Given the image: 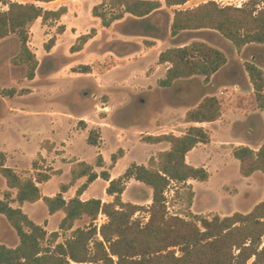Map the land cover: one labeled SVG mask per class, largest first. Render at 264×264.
<instances>
[{
    "label": "trees",
    "instance_id": "1",
    "mask_svg": "<svg viewBox=\"0 0 264 264\" xmlns=\"http://www.w3.org/2000/svg\"><path fill=\"white\" fill-rule=\"evenodd\" d=\"M52 1L55 0H27L25 3L0 0V5L6 6L5 10H0V40L16 36L19 49L11 63L24 66L25 78L30 81L35 78L39 62L28 46L29 26L37 19L43 24L58 22L67 13L66 6L50 10L39 4ZM162 1L171 8L190 0ZM259 2L249 0L237 7L222 6L210 0L193 8L175 9L170 33L176 36L184 31L214 30L230 41L237 52L249 44L264 45V7H259ZM161 6L159 0H99L92 7L91 15L99 19L101 27L110 28L125 14L145 18ZM64 30V25L58 26L56 35H61ZM95 33V29H91L88 34L79 36L70 51H80ZM55 41L56 36L51 37L44 48L50 51ZM158 62L170 65L165 77L158 82L160 87L167 88L178 79L193 76L203 77L204 84H208L210 78L226 65L227 58L221 50L205 42L193 41L162 51ZM243 68L252 86L256 106L264 113V70L253 62H245ZM91 70V66L82 65L74 71L90 73ZM16 93L14 88L2 90L6 97H13ZM221 112L219 99L215 95H205L186 111L184 122L212 123L220 118ZM99 138V133L91 130L88 143L95 146ZM141 141L147 144L165 142L169 148L151 156L146 165L130 164L115 179H111L107 171L97 173L87 162H75L70 169L69 183L60 185V191L51 197L42 195L39 185L47 182L51 175L58 174L59 170L45 174L33 161V172L23 177L5 165L6 156L0 152V175L7 187L0 192V216L18 238L14 247L0 243V264H233L236 258L247 260L251 256L255 257L253 264H256L264 258V198L248 212L209 218L191 211L194 192L189 189L187 214L182 217L167 211L166 192L172 184L209 180L210 174L204 167L186 162V155L192 149L210 141L203 126H190L179 136L173 133L147 134L141 137ZM53 147L51 144L46 149L51 151ZM123 155L122 149L112 154L111 165ZM232 155L239 163L242 177L255 172L264 174V143L257 149L248 145L234 147ZM96 166L102 167L100 156ZM81 178H85V182L72 198L65 200L63 193ZM98 178L108 182L105 193L113 198L112 201L81 200L80 196ZM131 179L151 189L148 208L122 200ZM38 201H42L50 215L59 211L63 213L56 231L48 233L21 209L24 203ZM142 213L147 216H136ZM100 214L105 216L106 222L98 227L95 221ZM83 219L86 224L74 228L76 221ZM68 231L70 236L59 242L60 232Z\"/></svg>",
    "mask_w": 264,
    "mask_h": 264
},
{
    "label": "rangeland",
    "instance_id": "2",
    "mask_svg": "<svg viewBox=\"0 0 264 264\" xmlns=\"http://www.w3.org/2000/svg\"><path fill=\"white\" fill-rule=\"evenodd\" d=\"M12 1L27 2L26 0ZM207 1L210 0H190L186 3L185 9L193 8ZM212 1L222 6L240 7L249 0ZM259 1V7H264V0ZM95 3H99V0H75L71 3L70 12L63 19V23L48 21L43 24L39 19L35 24L33 22L29 26L28 46L39 62L35 78L31 81L25 78L24 66H15L11 63L19 49V41L16 36L11 35L0 40V152L7 153L8 167L16 165L19 171L22 170L23 177L33 172V161L37 162L39 171L45 174H50L54 167L60 168L59 173L64 171V174L56 175L43 184L42 192L49 197L59 191L62 183H69L70 168L75 162L84 161L93 165L94 168L96 167L98 172L103 170L108 172L114 166L111 165V155L123 148V152L127 150L128 155L119 163L117 172L123 174L132 163L147 164L148 155L159 150V147H146L140 142L144 134L139 137L137 131L156 135L160 131L156 123L158 120H172L166 117L165 109H173L175 114L180 113L178 111L181 110L180 106L174 107L172 101H168L160 95L153 96V99L149 97L147 104L143 105L144 107L138 106L131 90L115 83L116 80L121 81L127 77L130 67L139 61L132 63L127 61L126 65L117 68L110 75L114 79L107 80L104 93H99L96 98L92 97L96 87L93 78L74 79L76 78L74 70H78L81 65L72 67L71 64L76 60L84 61L85 59L83 57L75 59L70 56L72 52L69 40L74 38L73 36L77 32H81V29L99 25V22L91 16V7ZM55 4L42 3L40 5L45 9H52L56 6ZM5 9L6 6L0 5V10ZM172 10L167 9L162 17L160 16L162 21L166 22V18L172 14ZM150 22L138 23V21L130 19L126 21L125 25H117L110 32L104 31V35L99 39V44L90 45L86 53L90 54L94 51L101 55L109 47V44L105 45L104 42H109L107 40L115 37L125 38L136 44L142 41V45L146 47L153 42L152 39H149L150 37L144 39L126 37V35L131 33L160 37L166 35L164 22L160 23L157 30ZM75 23H78V26L72 27ZM60 25L69 28L64 38L56 35ZM186 34L182 37L186 42H205L221 50L227 58V63L226 67L214 79L215 83L223 84V86H219L218 92L217 88H213L211 85L207 91L203 92L196 88V82L185 87L182 84L180 88L185 96V105L192 107L207 93L216 94L221 103V113L225 114L223 118L225 122L205 125V129L210 135L209 146L200 144L189 156V161L195 167L208 165V172L211 174L209 180L205 182L188 180L185 185L177 186L172 184L166 192L167 211L184 217L188 212L186 196L188 190L191 189L194 192L190 208L193 213L209 218L216 215L223 218L235 212H248L264 198V174L257 172L251 178L242 177L239 173V163L233 157L234 163L224 167V159L228 158L232 147L243 145V141L239 140L223 145L219 141L230 140L234 136L245 137L246 130H255L260 127L257 142L260 145L264 143V115L256 113L247 121L248 126L246 123L235 122L238 117H246L250 112V114L257 110L261 112L256 106L253 89L249 84V78L243 65L245 62H253L264 70V45L249 44L242 51L237 52L230 41L214 30H201ZM53 36H56L55 46L47 51L44 44ZM76 40L72 43L74 44ZM117 46H119L117 43L112 44V47ZM136 46L138 47V45ZM112 47L110 45V48ZM137 56L139 54H135V57ZM112 63V59L106 60L103 64L94 65V70L96 73H100ZM140 67L138 65L136 69L141 70ZM128 86L130 87V85ZM11 88L17 92L13 97H6L2 94V90ZM142 101L141 98L138 102ZM106 105L109 109L104 108ZM105 111L107 113H104ZM83 114L86 115L85 119L80 118ZM177 118L180 120L179 117ZM85 122L92 124V127L87 128ZM99 122H107L112 125L103 129V137L101 129L97 127ZM85 129H88L87 132L81 131ZM178 129L167 128L164 130L181 132ZM91 130H95L100 135L95 146L88 143ZM51 144L54 148L48 151L46 148ZM219 152H222L225 157H221ZM98 156L102 158V167L96 166ZM131 180L126 185L123 200L148 208L151 204V193L148 191V187ZM84 182L85 178L78 180L67 191V197L71 194L74 195L76 189ZM86 197L101 199L104 200L103 202H111L113 199L108 201L109 197L105 194L104 181L101 179L92 184ZM24 209L29 218L35 223L45 226L48 233L57 230L58 217H55L48 226L45 221L47 208L41 201L35 205L27 204ZM59 214L63 215L62 212ZM136 216L146 217L147 214L142 213ZM105 222V216L100 214L95 224L99 227ZM85 224L86 219L76 221L74 228L83 227ZM70 234V231L60 232L58 241H64ZM0 240L9 247L18 244L15 231L9 227L2 216L0 217ZM232 250L235 254L237 253L236 249ZM175 251L177 254L179 253V251ZM254 259V256L247 260L239 257L233 261V264H242V262L243 264H253ZM256 264H264V258L262 257Z\"/></svg>",
    "mask_w": 264,
    "mask_h": 264
},
{
    "label": "crops",
    "instance_id": "3",
    "mask_svg": "<svg viewBox=\"0 0 264 264\" xmlns=\"http://www.w3.org/2000/svg\"><path fill=\"white\" fill-rule=\"evenodd\" d=\"M73 1H75V0H55V1H52V2H49V3H44V4H53V3H56L55 4L56 6H54V8H52L50 10H56V9H58L61 6H66L67 9H68V12L65 15H63L61 17V19H60V23H63V19L70 12V5H71V3ZM159 1L162 4L161 8L158 9L157 11H155L154 13L150 14L149 16L145 17V18H136V17H133V16H131L129 14H125L122 19H120L118 21H115L110 28H103V27H101L99 19H96L95 18L96 19L95 21L99 22V25H97L96 27H87V28L81 29V32H77L73 36L74 38H72V39L69 40L70 41V46H69L70 48L73 45L72 42L75 39H77L79 36H81L83 34H88L91 29H95V32L96 33H95V35L92 38H90L84 44L83 48L80 51L74 52V53H71L70 54V56L71 57H74L75 59L80 58V57H83L85 59L84 61H80V60L74 61L75 64L74 63L71 64L72 67H74L73 65H76V66L77 65H81V66L82 65H88V66H91V68H92V71L90 73H80V72L74 73V76L76 77L74 79L85 80L88 77L93 78L94 84H95L96 87L93 90L92 97L96 98L99 95V93L100 94L104 93V91H105V85H106L107 80L108 79L109 80H111V79L113 80L114 79L113 76H110V75L117 68H119L120 66L126 65V62L127 61L130 62V63L135 62V61H139V63L136 62L135 65L134 64L133 65L131 64L132 66L130 67L129 74H128L127 77H124L121 81H117L116 80L115 83L116 84H119V85H122V86H126V89H130L131 90V94L136 99V103L138 104V106H140V105H142V106L143 105H146L147 102H148L147 99L149 97L150 98L152 97V99H153V96L160 95L163 98L168 99V101H172L173 104H174V107H176V105L178 107L179 106L181 107L180 108L181 110L178 111L180 113H177V114H175V111L173 109H168V108L165 109L164 112H166V117H168V118H170L172 120H169V119L168 120H165V119L164 120H158L156 123L159 126V128H160L159 130L160 131L156 135L165 134V133H168V132H173V134L179 136V135H182L185 132L184 130H186L190 126H203L205 128L206 127L205 125H207V124H214V123L225 122V121H223V118H224V115L225 114L224 113H221L220 118L217 121L212 122V123H202V124H198V123H185L184 122L185 113L191 107L185 105V101H184L185 100L184 99L185 96H183V93L181 92L180 86L183 84L184 85L183 87H185L186 85H188L190 83H195L196 82L195 83L196 84V88L202 90L203 92L207 91V88L209 87V85H211V87H213V88L216 87L217 88L216 90L218 92L220 90V87L219 86H223V84L215 83L214 79L222 71V69H224L226 66H224L219 72H217L216 74H214L210 78V81L208 82V84H204V82H203L204 78L203 77H201V76H193V77H190V78H187V79H178V80H176L174 82V84L171 87L163 88V87H160L158 85L159 80H161V79H163L165 77L166 71L168 70V68L170 66L168 63H159L158 62L159 54L162 51H164V50H166L168 48L182 47V46L188 45L191 42L184 41L182 39V37L184 35H187L186 33H196V32L201 31V30H198V31H184V32L179 33L176 36H172L171 33H170V25H171L172 18H173V10H175V9H181V8L182 9H185V5L186 4L181 5V6H176V7L168 8V7L165 6V4H164V2L162 0H159ZM39 4H42V3H39ZM95 4H97V3H95ZM92 7H91V9H92ZM167 9H173V10H172V14L168 18H166V22H164V21H162V19L160 18V16L162 17L163 13H165V11ZM130 19L131 20L138 21V23L146 22V21H151L150 23L153 25V27H154L155 30H157L159 28V25H160L161 22L162 23L164 22V24H166V35L163 36V37H160V36L145 35V34L144 35H142V34H137L136 35V34H132L131 33V34H127L126 37H141V38H144V39H148V37H150L149 39H152L153 42L150 45H148V46L145 47V46L142 45V41H139L136 44L133 41L126 40L125 38L115 37V38H111L110 40H107L109 42H104L105 45H108L109 44L108 45L109 47H108L107 50L103 51L101 55L95 53L94 51H92L90 54H87L86 53V51H87V49H88V47L90 45L99 44V39H100L101 36L104 35V31L110 32L111 29H113L115 26H117V25H125L126 21H129ZM37 21H39V19H37L34 22V24ZM75 26H78V23H75V25L72 26V27H75ZM68 29L69 28L67 26L65 28L64 32L60 35L61 38H64L66 36ZM115 43H117L119 46L112 47V44H115ZM110 45H111L112 48H110ZM136 45H138V47ZM134 46H136V47H134ZM135 54H139V56L135 57ZM109 59L110 60L112 59L113 60V63L109 67H107L105 70L101 71L100 73H96L95 70H94V65L103 64V62H105L106 60H109ZM138 65L141 66L140 67L141 70L136 69V66L138 67ZM128 85H130V87ZM207 95H215L216 96V94H208V93H207ZM203 97H201L200 101L202 100ZM216 97H218V96H216ZM141 98L143 99V101L140 103L138 101ZM200 101H198V103ZM196 105H197V103H196ZM194 106H192V107H194ZM104 108L105 109H109L107 105L104 106ZM14 111H15V109H14ZM104 113H107V111H105ZM250 113L247 114L246 117L245 116H242L241 118L238 117L237 118L238 120L237 121L234 120V121L236 123H244V124L246 123L247 126H248L247 121H249L254 115H256V113H261L260 115H264L263 112H259L258 110L257 111H253V114H250ZM85 116L86 115L83 114V115L80 116V118L85 119L86 118ZM177 117H179L180 120H178ZM85 123L87 124V128H91L92 127L91 126L92 124H88V122H85ZM97 125H98L97 127H99L101 129L102 137H103V129L104 128H107L109 126H112V125H109L107 122H99V123H97ZM167 128H169V129L176 128V130H177V128H179L178 130H181V132L176 133L174 130L165 131L164 129H167ZM259 129H260V127H257L255 130H252V129L251 130H246V136L245 137H235L234 136L230 140L219 141V142H220L221 145H223L225 143H234V141L242 140L243 141V145H248V146H250L253 149H257L259 147V145H260L257 142V136H258V133L260 132ZM87 130L88 129L81 130V131H86L87 132ZM137 132H138L137 135L139 137H140L141 134H144V135H147L148 134L147 132L143 133L142 131H137ZM150 135H153V134H150ZM139 140H140V138H139ZM140 142L143 143L146 147H150V148L159 147V150H155V151H153L152 153H150L148 155L147 161H148V159L151 156H155L158 152L167 150L169 148L168 143H165V142L158 143V144H147V143H144L142 141H140ZM198 146H200V145H198ZM203 146H209V144H206V145H203ZM197 147H195V148H197ZM234 147H237V146H234ZM234 147H232V149ZM194 149H192L186 155V162L188 164H190V165H192V163L189 161V156H190L191 152ZM232 149L229 152L228 158L224 159V162H223V166L224 167L227 166L230 163H234V160L233 159H235V158L232 155ZM4 154L6 156L5 165L8 167V157H7V153L4 152ZM219 154H220L221 157H225V156L222 155V152L221 153L219 152ZM41 155H43V154L41 153ZM127 155H128V151L126 150V152H124L123 157H121L120 159H118V161L116 162V164L111 168V170L108 171L111 179H115V178L119 177L122 174L120 172H117L116 169H117L119 163L122 160H124ZM43 157H44V155H43ZM232 157H233V159H232ZM222 160H223V158H222ZM104 163H106V162L104 161ZM144 165H146V163ZM202 167H204L207 171L209 170L208 165H203ZM9 168H12L16 173H18L20 175L22 173V170L19 171V169H18V167L16 165L15 166H12V167H9ZM58 170H60V168L54 167V169H53V171H58ZM94 170L97 173H100V172H98V170H96V167L94 168ZM60 173L51 175V178L54 177V176H56V175L58 176V175L64 174V171L61 174ZM255 173H257V172H255ZM255 173H253L252 175H254ZM210 176H211V174H210ZM251 176L246 177V178H251ZM99 179H101V178L96 179L94 182L98 181ZM4 182H5L4 179L0 175V192H3L5 189H7L6 184H4ZM135 182H137V181H135ZM137 183L142 184L140 182H137ZM43 184L44 183H42V184L39 185V188L41 190L42 195H44L43 192H42V186H43ZM62 184H65L66 185L67 183H62ZM92 184H90L89 187L86 189V191H84V193L80 196V199L81 200L85 201L87 199H90V198L86 197V193L89 190V188L92 186ZM107 184H108V182L104 181V187H106ZM72 187L73 186L69 187L67 189V191L70 188H72ZM59 191H60V187H59ZM67 191L65 193H63V197L65 198V200H68V199L72 198L75 195V193H74V195L71 194L70 196L67 197ZM148 191L151 193V189H149V187H148ZM125 192L126 191H124L123 194H122V200H123V197L125 195ZM108 197H109V200L108 201H111L110 199H112V197L111 196H108ZM39 202L40 201H38L36 203H33L32 205L38 204ZM27 204H31V203H24L21 206V209L23 210V212H24V210H25L24 208H25V206ZM12 206L13 207H17V204H13ZM60 212L61 211L56 212V213L50 215L48 213V211H47V216L45 217V221H47L48 226H50L51 221L55 217H58V220H57V223L56 224L57 225L59 224L60 220L63 218V215L61 216L59 214ZM43 227L45 228V226H43ZM0 243L6 245V243L3 242V241H1V240H0Z\"/></svg>",
    "mask_w": 264,
    "mask_h": 264
}]
</instances>
